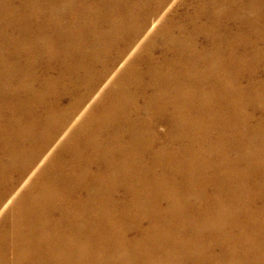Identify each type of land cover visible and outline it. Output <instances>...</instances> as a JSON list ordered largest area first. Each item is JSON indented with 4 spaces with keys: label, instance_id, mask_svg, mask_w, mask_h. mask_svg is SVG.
Masks as SVG:
<instances>
[{
    "label": "bare ground",
    "instance_id": "obj_1",
    "mask_svg": "<svg viewBox=\"0 0 264 264\" xmlns=\"http://www.w3.org/2000/svg\"><path fill=\"white\" fill-rule=\"evenodd\" d=\"M0 264H264V0H0Z\"/></svg>",
    "mask_w": 264,
    "mask_h": 264
},
{
    "label": "rangeland",
    "instance_id": "obj_2",
    "mask_svg": "<svg viewBox=\"0 0 264 264\" xmlns=\"http://www.w3.org/2000/svg\"><path fill=\"white\" fill-rule=\"evenodd\" d=\"M7 209L9 208V206L6 207Z\"/></svg>",
    "mask_w": 264,
    "mask_h": 264
}]
</instances>
